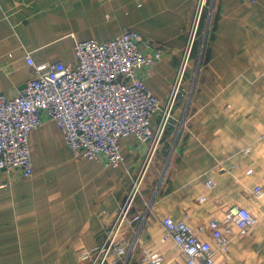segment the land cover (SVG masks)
Instances as JSON below:
<instances>
[{
    "label": "crops",
    "instance_id": "crops-1",
    "mask_svg": "<svg viewBox=\"0 0 264 264\" xmlns=\"http://www.w3.org/2000/svg\"><path fill=\"white\" fill-rule=\"evenodd\" d=\"M213 4L204 57L196 73L189 65L184 82L192 90L189 105L184 110L183 100L176 101L132 204L142 220L123 233L127 242L136 239L133 262L145 246L163 254L161 264L185 261L164 233L165 215L184 220L215 246L207 223L237 204L254 223L244 234L232 223L217 262L264 264V196L250 194L264 173V0ZM195 9L196 0H0V92L22 91L33 73L27 52L36 65L73 62L75 40H106L130 28L151 42L138 46L163 49L139 70L163 103ZM119 139L123 160L116 166L75 157L60 126L43 114L29 133L32 174L0 169L7 182L0 186V264H78L79 248L101 240L148 148L133 133Z\"/></svg>",
    "mask_w": 264,
    "mask_h": 264
},
{
    "label": "built area",
    "instance_id": "built-area-1",
    "mask_svg": "<svg viewBox=\"0 0 264 264\" xmlns=\"http://www.w3.org/2000/svg\"><path fill=\"white\" fill-rule=\"evenodd\" d=\"M207 0H196V9L188 31V39L176 68L171 90L165 101L147 87L139 70L152 65L162 56V47L148 51L138 46L150 40L140 33L124 28L106 40L94 37L75 40L74 61L58 59L36 65L27 52L25 59L33 66V73L21 92H0V169L13 171L19 176L32 174L29 133L40 126L43 114L56 121L73 156L96 159L104 165L116 166L123 160L119 138L133 133L148 145L138 174L133 178L125 200L102 234L101 240L77 252L78 264H161L163 254L149 246L142 248L138 262L130 260L136 239L124 238L126 226L138 223L142 215L133 212V201L139 194L146 168L170 123L179 95L184 86L192 58V46ZM254 1V0H249ZM190 92V91H189ZM157 113L156 120L152 115ZM248 172L251 169L247 170ZM214 183L207 179L206 186ZM7 184L1 182L0 186ZM257 198L264 196V173L250 189ZM201 195L199 200H204ZM255 218L246 206L231 205L222 217L213 216L207 223L216 245L198 235L184 220L161 218L164 233L172 237L185 254L184 262L174 264H218L217 251L225 253L234 223L238 234H244ZM204 227L199 226V230Z\"/></svg>",
    "mask_w": 264,
    "mask_h": 264
},
{
    "label": "rangeland",
    "instance_id": "rangeland-1",
    "mask_svg": "<svg viewBox=\"0 0 264 264\" xmlns=\"http://www.w3.org/2000/svg\"><path fill=\"white\" fill-rule=\"evenodd\" d=\"M206 6H205V8H204V10L206 9L207 10V16L205 17V25H204V27H203V29H202V33H201V45H202V41H203V35H204V30H205V26H206V22H207V20L206 19H208V15H209V20H210V18H211V13H212V9L211 10H209V8H210V0H207L206 1ZM209 25H210V23H209ZM200 47H199V49L195 52V54L193 53V60H190V63H189V65L190 66H192V67H194V69H192V70H194L195 71V73H196V67H197V65H196V63H197V61H198V59H199V57H200ZM192 59V58H191ZM196 66V67H195ZM188 69H189V66L187 67ZM190 70V69H189ZM195 73L193 74H191V77L189 78V82H191L192 83V81H193V75H195ZM185 87L187 88V91L188 92H186V93H184V94H182V95H179L178 96V99L177 100H179L180 98L183 100V102H182V104H183V109L185 108L186 109V106L188 105L187 103H189V101H190V97H191V94H192V90H190V87L188 86V85H185ZM190 91V92H189ZM176 104V103H175ZM184 109V110H185ZM183 110V111H184ZM173 112H174V110H173ZM185 112V111H184ZM173 115V114H172ZM157 116H158V114L157 113H154L153 115H152V119L153 120H156V118H157Z\"/></svg>",
    "mask_w": 264,
    "mask_h": 264
},
{
    "label": "trees",
    "instance_id": "trees-1",
    "mask_svg": "<svg viewBox=\"0 0 264 264\" xmlns=\"http://www.w3.org/2000/svg\"><path fill=\"white\" fill-rule=\"evenodd\" d=\"M207 16V10L205 9L202 16H201V19H200V24L198 26V30H197V35H196V39L194 41V44L192 46V51H191V54H192V57H193V53L195 54V52L199 49V47L201 48V33H202V29L205 25V17ZM211 21V20H210ZM205 46H206V43H205ZM205 50V48H204ZM204 51H203V57H204ZM202 57V58H203Z\"/></svg>",
    "mask_w": 264,
    "mask_h": 264
},
{
    "label": "water",
    "instance_id": "water-1",
    "mask_svg": "<svg viewBox=\"0 0 264 264\" xmlns=\"http://www.w3.org/2000/svg\"><path fill=\"white\" fill-rule=\"evenodd\" d=\"M213 2L214 0H210V8L209 10H211L213 8ZM207 22H206V26H205V30H204V35H203V41H202V45H201V49H200V57L197 61V67L200 65L201 61H202V57H203V51H204V48H205V43H206V40H207V33H208V29H209V23H210V20H209V15H208V19H206ZM188 104V103H187ZM189 105V104H188ZM188 106H186V109H187Z\"/></svg>",
    "mask_w": 264,
    "mask_h": 264
}]
</instances>
